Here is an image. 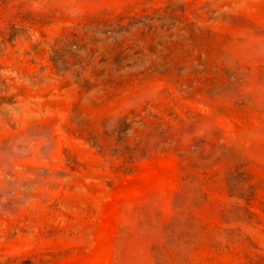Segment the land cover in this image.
Wrapping results in <instances>:
<instances>
[{
  "label": "rangeland",
  "instance_id": "374dc122",
  "mask_svg": "<svg viewBox=\"0 0 264 264\" xmlns=\"http://www.w3.org/2000/svg\"><path fill=\"white\" fill-rule=\"evenodd\" d=\"M0 264H264V0H0Z\"/></svg>",
  "mask_w": 264,
  "mask_h": 264
}]
</instances>
